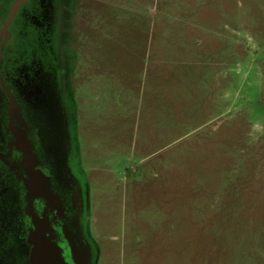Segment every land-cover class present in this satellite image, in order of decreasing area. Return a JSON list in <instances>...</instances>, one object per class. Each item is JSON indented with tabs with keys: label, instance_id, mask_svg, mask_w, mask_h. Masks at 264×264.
<instances>
[{
	"label": "rangeland",
	"instance_id": "rangeland-1",
	"mask_svg": "<svg viewBox=\"0 0 264 264\" xmlns=\"http://www.w3.org/2000/svg\"><path fill=\"white\" fill-rule=\"evenodd\" d=\"M11 32L8 81L67 145L72 264H264V0H30Z\"/></svg>",
	"mask_w": 264,
	"mask_h": 264
},
{
	"label": "flooded vegetation",
	"instance_id": "flooded-vegetation-1",
	"mask_svg": "<svg viewBox=\"0 0 264 264\" xmlns=\"http://www.w3.org/2000/svg\"><path fill=\"white\" fill-rule=\"evenodd\" d=\"M28 1L30 0L26 2ZM22 4L19 6L16 14L20 11ZM22 21L23 27L25 24L24 18ZM11 27L12 23L7 31L10 35H14L11 32ZM28 31H32L34 35L36 25L32 29L28 27ZM37 32H39L38 28ZM8 37L6 34H2L0 39V44H2L0 49L2 54L0 59V77L4 86L9 90L14 99L15 107L12 109V112L9 111L11 107L9 98L0 86V129L3 134V148L0 149V264H7L5 258L8 260L12 251L17 249L18 246L26 248V261L29 264L34 242L32 237L34 227L26 210L25 187L23 182H30L28 175L30 167L24 158L23 151L20 150L24 148L21 143L23 137L25 136L32 147V154L35 157V164L32 161L31 164L35 170L41 171L49 179L52 191L59 196L62 202V211L54 203L51 204L52 208L48 207L46 209V215L52 227V230L50 229V237L63 249V255L65 257L68 253L66 237L72 240L75 245V240H77L73 230V216L75 214L74 198L77 189L74 188L73 183L70 184V177H64L60 174L59 167L57 173L52 168L54 166L52 164H57V161L61 160V154L65 155L64 151L67 145L64 146V150L59 151L57 149L52 143V135H50V130L47 128L48 125L46 126L39 121L41 114L39 106L37 105L36 111L21 102L16 91L8 81L9 76L7 75L6 66L7 64H11L10 62L12 61H15V63L18 61L12 58L9 48L12 45V38L8 43H5V40L9 39ZM29 40L31 45L34 44L36 46L39 53L43 51L41 50L42 38L39 39L38 36H35L33 42L30 38ZM5 51H10L7 57H5ZM30 69L32 72V68ZM34 88L36 89L35 83ZM60 181H64L65 184L63 185ZM33 209L39 220L41 230H48V227H45L40 221V217L45 211L44 202L42 200H34ZM65 261L68 264H72L67 257Z\"/></svg>",
	"mask_w": 264,
	"mask_h": 264
},
{
	"label": "water",
	"instance_id": "water-1",
	"mask_svg": "<svg viewBox=\"0 0 264 264\" xmlns=\"http://www.w3.org/2000/svg\"><path fill=\"white\" fill-rule=\"evenodd\" d=\"M26 1L27 0H17L15 3L12 4L9 16L0 31L1 34H6L7 37L9 36L7 33V29L12 23L13 17L18 7ZM1 46L2 44H0V49H1ZM1 56L2 54L0 51V59H1ZM0 86L9 98L10 106H11L9 111L12 112V109L15 107V102L9 90L4 86V83L1 77H0ZM20 150L23 151L24 158L27 161L28 166L30 167V169L28 170L30 182L26 184V187H27L26 201H27V212L31 216L33 226L35 228L33 249L30 254L31 260L29 261V264H66L61 256V251L59 247L54 242H52L49 238L48 239L45 238V234L39 226L40 225L39 220L37 216L35 215L34 209H33V200L35 198L37 188L43 184L42 181H44L47 184L46 182L47 178L40 171H37V172L42 178H40L39 175L38 177L33 176L32 174L33 165L31 164L32 158L30 156L29 150L25 148H22ZM71 254H72V260L74 261V263L78 264L75 254L73 253V250H71Z\"/></svg>",
	"mask_w": 264,
	"mask_h": 264
}]
</instances>
